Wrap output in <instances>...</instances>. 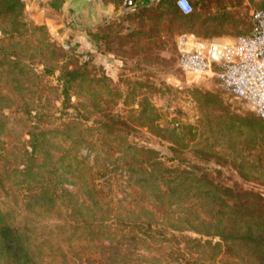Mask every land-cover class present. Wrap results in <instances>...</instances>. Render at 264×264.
I'll list each match as a JSON object with an SVG mask.
<instances>
[{
	"label": "rangeland",
	"instance_id": "374dc122",
	"mask_svg": "<svg viewBox=\"0 0 264 264\" xmlns=\"http://www.w3.org/2000/svg\"><path fill=\"white\" fill-rule=\"evenodd\" d=\"M194 1L188 16L175 0L127 13L122 1L89 41L71 30L86 17L65 18L59 38L25 3L22 34L0 33V226L21 228L40 264H264L225 238L242 234L226 224L243 203L264 223V121L178 66L181 34L249 33L264 0ZM65 69L81 73L67 95ZM138 219L153 229L139 241Z\"/></svg>",
	"mask_w": 264,
	"mask_h": 264
},
{
	"label": "built area",
	"instance_id": "2783aa9c",
	"mask_svg": "<svg viewBox=\"0 0 264 264\" xmlns=\"http://www.w3.org/2000/svg\"><path fill=\"white\" fill-rule=\"evenodd\" d=\"M163 0H124L123 11L157 5ZM181 13L194 11L191 0H186L190 11L175 0ZM252 30L229 41L201 40L191 34H181L178 47V66L187 74L210 76L220 86L244 100L264 121V7L251 12ZM71 45H65L70 48Z\"/></svg>",
	"mask_w": 264,
	"mask_h": 264
},
{
	"label": "trees",
	"instance_id": "16d2710c",
	"mask_svg": "<svg viewBox=\"0 0 264 264\" xmlns=\"http://www.w3.org/2000/svg\"><path fill=\"white\" fill-rule=\"evenodd\" d=\"M191 1L195 8V1L194 0ZM24 17H25V2L23 0H0V33L7 36L8 39H14L16 37L15 34H19L18 36L22 34L21 33L22 30L26 26ZM91 40L95 45V41H96L95 38L91 37ZM42 45L41 48L43 47L47 48L50 46L49 42L46 43V41L43 42ZM54 45L55 43L54 44L52 43V46ZM51 53L52 54L58 53L60 56L61 51L57 44L53 47ZM63 73H64L62 76V78L64 79L63 91L66 92L65 94L67 95L69 89L71 88V86H73V84L75 83L77 78H79L78 76H80L81 73L78 69H65ZM257 212L258 211L252 207V203H243L240 209L233 210V213H235L236 215L238 214L240 218L239 221L227 217L228 220L226 226H231L235 228L238 227L239 230L243 228L240 237L239 236L235 237V235L233 234H229L225 236V234L222 233L223 231L218 233L219 231L212 232L211 230L196 229L194 227L181 229V230L185 232L193 231V232L201 233L203 236H207V237H215L220 235V236H225V238L227 237L240 238L241 241H244V246L250 245L249 247L251 248L252 245L254 249L257 248L255 249L256 251H252L251 255L254 256L256 255L263 262L264 252H262V250L264 248V223L263 221L258 219V217L261 216L260 215L258 216ZM0 215H1V211H0ZM140 217L142 218V216ZM124 219L117 217V220L119 221H124ZM138 220H139L138 222L139 226L134 225L131 227V230L129 231L135 234V239L137 241L141 239V235L144 237H149L153 232V229H145L143 227L146 221H142L141 219ZM106 227H108L109 229V226L106 225ZM125 227L126 226H123L122 228L116 230L122 232L124 229L125 232L126 231ZM137 227L139 228V230H136ZM215 228L217 227L215 226ZM95 231L99 232L101 230L95 229ZM31 243L32 241L21 228L15 227L14 225H11L9 223H5V221L1 223L0 264H40L35 257L36 256L35 254L37 252H35L31 248ZM138 259L139 258H137V260Z\"/></svg>",
	"mask_w": 264,
	"mask_h": 264
},
{
	"label": "crops",
	"instance_id": "0c3cea01",
	"mask_svg": "<svg viewBox=\"0 0 264 264\" xmlns=\"http://www.w3.org/2000/svg\"><path fill=\"white\" fill-rule=\"evenodd\" d=\"M26 3V9L28 10H39L38 13H36L35 15H37L38 18H40V20H45L46 23L48 25H50V29L52 31V29H54L59 38L64 37L67 33H69V31H73L75 32V35L77 37H82L88 40V29H92L95 28V26H97L98 22H95L94 24L87 22V23H83V25L86 24L85 28H80V27H76V28H72L70 30V28H66L64 29L63 26H65V18H71V16L68 13V8H69V2L67 0H24ZM107 3H111L114 6H118L122 1V6L124 4V0H105ZM60 11V12H57ZM68 18L66 21H68ZM77 25V24H76ZM95 25V26H94ZM94 26V27H93ZM60 31H64V32H60ZM64 35V36H63ZM68 36V35H67ZM83 40L84 44L87 42V40ZM89 41V40H88ZM82 42V41H81Z\"/></svg>",
	"mask_w": 264,
	"mask_h": 264
},
{
	"label": "water",
	"instance_id": "95a60500",
	"mask_svg": "<svg viewBox=\"0 0 264 264\" xmlns=\"http://www.w3.org/2000/svg\"><path fill=\"white\" fill-rule=\"evenodd\" d=\"M70 4L72 12L71 19L80 22L81 18L86 17L90 23H94L99 19L111 16L115 7L105 0H67Z\"/></svg>",
	"mask_w": 264,
	"mask_h": 264
},
{
	"label": "clouds",
	"instance_id": "9594fccd",
	"mask_svg": "<svg viewBox=\"0 0 264 264\" xmlns=\"http://www.w3.org/2000/svg\"><path fill=\"white\" fill-rule=\"evenodd\" d=\"M181 6L185 9V11H190L191 10L190 7H188L187 4H186V0H182V5Z\"/></svg>",
	"mask_w": 264,
	"mask_h": 264
}]
</instances>
